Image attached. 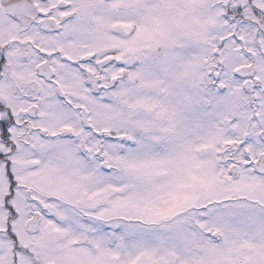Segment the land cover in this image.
I'll return each instance as SVG.
<instances>
[{
    "label": "snow or ice",
    "instance_id": "obj_1",
    "mask_svg": "<svg viewBox=\"0 0 264 264\" xmlns=\"http://www.w3.org/2000/svg\"><path fill=\"white\" fill-rule=\"evenodd\" d=\"M0 264H264V0H0Z\"/></svg>",
    "mask_w": 264,
    "mask_h": 264
}]
</instances>
